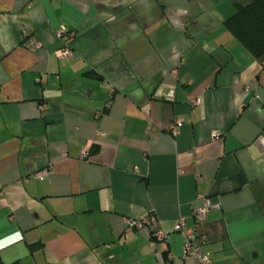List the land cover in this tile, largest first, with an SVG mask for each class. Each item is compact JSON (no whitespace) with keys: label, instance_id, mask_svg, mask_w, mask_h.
<instances>
[{"label":"crops","instance_id":"obj_1","mask_svg":"<svg viewBox=\"0 0 264 264\" xmlns=\"http://www.w3.org/2000/svg\"><path fill=\"white\" fill-rule=\"evenodd\" d=\"M250 1L0 0V264H199L181 218L264 264V59L223 25Z\"/></svg>","mask_w":264,"mask_h":264},{"label":"built area","instance_id":"obj_2","mask_svg":"<svg viewBox=\"0 0 264 264\" xmlns=\"http://www.w3.org/2000/svg\"><path fill=\"white\" fill-rule=\"evenodd\" d=\"M57 36L64 40L66 38H74L76 36L75 30H68L65 27L60 28L57 32ZM41 47L39 41H35V48ZM73 55V51L69 44L64 43L63 47L58 50V56L60 57H71ZM167 98L173 100L175 98V92L170 90L167 93ZM182 120L177 119L175 124L173 125V133H178V126L181 124ZM214 140L220 141L221 136L214 132L212 135ZM49 174V169H44L42 171L36 172L33 177L37 180H44L47 175ZM210 204L209 202L206 203L205 207L200 209L199 212L202 216H204L205 212L209 209ZM146 227H156L155 231L153 232V239L156 241H160L162 244L166 243L167 240V232L163 230L159 226V221L154 215H150L148 217H144L141 219H129L127 220V230L132 229H142ZM175 231L181 232L185 236V242L183 246V256L184 257H193L196 258L199 264H213L212 256L209 252H205L202 249V239L201 237L192 229L189 228L184 218H181L175 225Z\"/></svg>","mask_w":264,"mask_h":264},{"label":"trees","instance_id":"obj_3","mask_svg":"<svg viewBox=\"0 0 264 264\" xmlns=\"http://www.w3.org/2000/svg\"><path fill=\"white\" fill-rule=\"evenodd\" d=\"M224 27L255 57L264 59V0L236 3Z\"/></svg>","mask_w":264,"mask_h":264},{"label":"water","instance_id":"obj_4","mask_svg":"<svg viewBox=\"0 0 264 264\" xmlns=\"http://www.w3.org/2000/svg\"><path fill=\"white\" fill-rule=\"evenodd\" d=\"M187 48H189L191 45H193V41L189 38L186 42Z\"/></svg>","mask_w":264,"mask_h":264}]
</instances>
